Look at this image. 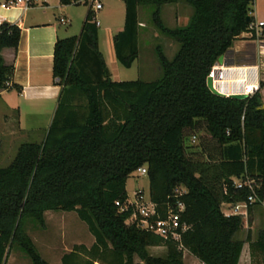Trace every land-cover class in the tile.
Here are the masks:
<instances>
[{
	"label": "trees",
	"instance_id": "16d2710c",
	"mask_svg": "<svg viewBox=\"0 0 264 264\" xmlns=\"http://www.w3.org/2000/svg\"><path fill=\"white\" fill-rule=\"evenodd\" d=\"M178 1L190 5L192 13L186 25L170 28L161 19V7ZM122 2L123 28L113 36L122 66L130 67L138 57L139 7H150L151 24L178 44L177 51L169 59L160 45L155 47L162 70L157 80L115 81L90 8L78 35L55 42L52 74L60 92L45 137L20 143L11 162L0 167V264H6L13 245L32 264H51L24 231L28 218L44 227L47 211H74L94 239L89 247L74 244L61 264H184V250L201 264H238L245 242L250 264H264V227L254 240L249 234L237 240L243 217L222 212V203L247 201L248 183L263 196L264 101L260 91L237 99L216 95L206 85L218 58L253 21V0ZM19 37L17 25L3 24L0 51L16 48ZM12 73L0 54V89L20 91L10 83ZM201 122L218 146L215 157L187 152L184 132ZM141 167L161 216L174 191L185 189L180 222L188 228L182 248L130 221L126 182ZM158 246L165 253L150 254L149 248Z\"/></svg>",
	"mask_w": 264,
	"mask_h": 264
},
{
	"label": "crops",
	"instance_id": "0c3cea01",
	"mask_svg": "<svg viewBox=\"0 0 264 264\" xmlns=\"http://www.w3.org/2000/svg\"><path fill=\"white\" fill-rule=\"evenodd\" d=\"M6 1L8 0H0V3ZM165 5L168 6L166 12L172 25L170 28L187 24L192 13L190 5L184 1ZM68 6L63 5L60 0H29V6L26 10L22 8V5L9 9L0 8V15L6 19L7 23L15 24L20 28L17 47L3 48L0 54L6 65L13 66L10 83L17 84L21 88L20 91L13 87L0 89V122L3 121L0 123V158L6 151L16 149L22 143V139L29 137L30 132H37L40 129L36 124L22 126L21 113H52L46 128L42 129L44 132L39 136L38 141L31 142H41L45 137L60 92V85L56 84L52 74L55 42L60 38L78 35L80 32L73 34L72 29L76 26V29L81 31L82 23L86 16L85 13L81 26L77 24L78 19L68 20L66 15L67 11H69ZM162 7L161 19L164 22ZM142 8L145 7L138 8V46L141 43L144 48L148 47L151 49L152 44L159 40L161 34L151 26V9L146 7L147 12H144ZM142 12L147 18H141ZM61 18L65 19L63 23L60 22ZM71 21L72 23H70ZM118 27L116 26V29H119ZM119 31L109 30L105 47L108 61L105 53L101 50L99 41V48L110 70L111 78L112 72L109 67V61L114 70L118 69L113 47V36ZM165 38L169 40L170 46L175 48L174 41L168 37ZM141 50L142 48L139 49L136 60L140 58ZM258 50V45L254 41L245 39L243 34H241L239 39L233 43L232 47L224 55L225 65L218 64V70L222 71L223 79L229 81L242 76L241 72L229 70L227 67L257 65L259 70L264 71V66L261 65L264 62L259 56ZM114 79L115 81H120L118 78ZM2 113H16L17 124L10 125L7 121L8 117H3ZM94 264L99 263L95 262Z\"/></svg>",
	"mask_w": 264,
	"mask_h": 264
},
{
	"label": "rangeland",
	"instance_id": "374dc122",
	"mask_svg": "<svg viewBox=\"0 0 264 264\" xmlns=\"http://www.w3.org/2000/svg\"><path fill=\"white\" fill-rule=\"evenodd\" d=\"M103 8L97 11V19L100 25L99 29V41L101 50L106 55L107 61L108 55L106 52V39L108 38L109 30H121L124 23V4L122 0H101ZM67 19H78L77 24L81 26V22L88 6L84 3L70 4L68 6ZM167 5L162 7V17L164 24L168 27H172L169 21V15L167 14ZM150 8V7H149ZM250 15L253 17V22L264 23V0H253L251 4ZM144 12H147V8H142ZM191 11L192 8L190 7ZM141 18H147L142 12ZM72 21L70 23H72ZM151 25V24H150ZM78 26V25H77ZM119 26V29H116ZM154 27L153 25H151ZM68 27V26H67ZM75 28V29H74ZM73 34H78L79 29L74 26ZM78 28V27H77ZM75 30V31H74ZM175 48L170 46L169 40L164 36H160L159 40L152 44L151 49L143 47L139 43L138 50L142 48L140 58L135 60L130 67L122 66L118 61L116 65L117 70L109 61V67L112 72V79L118 78V80H135L140 79L143 81H154L162 76V70L154 51L157 45H160L165 55L171 59L177 51L178 44L174 41ZM264 62V57L262 58ZM264 77V76H262ZM262 99L264 101V88L260 91ZM52 113H21V125L30 126L33 124L40 129L37 132H30L29 137L22 139L24 142L38 141L39 136L44 132L42 129L46 128L48 120ZM3 117H8L7 121L10 125L17 124L16 113H2ZM6 121V122H7ZM1 121L0 123H2ZM38 129V128H37ZM184 144L187 147V152L192 153L194 156L207 159L208 155L213 157L218 154V146L210 138L205 125L201 124L194 130H186L184 132ZM16 149L6 151L1 155L0 167L7 166L13 157L15 156ZM236 180V179H235ZM240 181V179H237ZM126 191L129 199L133 201L136 199V193L143 192L144 197L147 199L149 194L148 179L146 175L139 174L138 171H134L126 182ZM243 217V228L235 235V239L245 241L247 235L254 240L258 231L264 227V201L262 203L253 204L250 211ZM24 231L32 239L35 247L41 256L50 262L51 264H61L60 258L63 253L71 250L74 244H84L89 247L93 242V236L88 231L87 225L81 221L74 211H47L45 213V226L42 227L32 219L28 218L24 222ZM149 252L152 255H163L165 253V247H151ZM184 264H201V262L191 255L188 251L183 252ZM6 264H32L28 256L17 245H13L7 255ZM239 264H250V256L248 251V243L245 242L242 253L240 256Z\"/></svg>",
	"mask_w": 264,
	"mask_h": 264
},
{
	"label": "built area",
	"instance_id": "2783aa9c",
	"mask_svg": "<svg viewBox=\"0 0 264 264\" xmlns=\"http://www.w3.org/2000/svg\"><path fill=\"white\" fill-rule=\"evenodd\" d=\"M71 4L84 3L90 8L93 14L92 20L97 26H99V20L97 19V11L102 9L103 3L101 0H70ZM26 10L29 6V0H8L0 3V8L9 9L16 6H21ZM65 19L61 18L60 22H64ZM6 19L0 15V32L1 26L6 24ZM264 23L263 22H251L248 29L243 32L245 39L254 41L258 45V54L261 58L264 57ZM264 66V64H261ZM229 70L239 71L242 76L238 79H232L226 81L223 79L222 71L218 70V62L210 70L208 77L212 78V86L215 90L221 93L223 96H231L234 94H243L248 96L253 95L260 89V81L264 79V71L259 70L257 65L244 66V67H227ZM139 174L146 175V167H141L137 170ZM235 185L239 188L242 186L241 181L234 180ZM251 189V194L248 196L247 201L237 202L229 205L222 203V212L225 216L241 215L246 216L249 211V205L255 203H262L264 201V190L263 196L260 198L254 191L251 184L248 183ZM185 189L180 187L174 191V194L170 197L167 204V209L164 216H161L156 205L150 200L149 194L147 199L144 197L143 192L139 191L136 193V199L131 201L128 199V205L132 206L133 212L130 217V221H135L136 224L147 231H151L154 234L160 236L165 240H173L180 244L181 235L186 231L188 226L180 222L182 212L185 210L184 202L180 199ZM118 205V203H116Z\"/></svg>",
	"mask_w": 264,
	"mask_h": 264
},
{
	"label": "water",
	"instance_id": "95a60500",
	"mask_svg": "<svg viewBox=\"0 0 264 264\" xmlns=\"http://www.w3.org/2000/svg\"><path fill=\"white\" fill-rule=\"evenodd\" d=\"M247 19H249V17H248ZM218 64H220V65H225V64H224V55H223V56H220V57L218 58ZM206 85H207L208 89H209L212 93H214V94H216V95H222L221 93H219L217 90H215V89L213 88V86H212V78H211V77H207V79H206ZM231 97H233V98H237V99H244V98H246L247 96H246V95H243V94H234V95H231Z\"/></svg>",
	"mask_w": 264,
	"mask_h": 264
}]
</instances>
